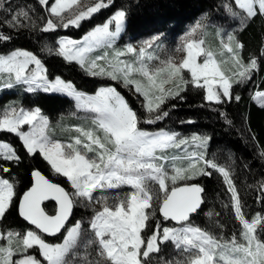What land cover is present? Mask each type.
Here are the masks:
<instances>
[{
    "label": "snow or ice",
    "instance_id": "snow-or-ice-1",
    "mask_svg": "<svg viewBox=\"0 0 264 264\" xmlns=\"http://www.w3.org/2000/svg\"><path fill=\"white\" fill-rule=\"evenodd\" d=\"M236 6L244 13L242 23L256 16L264 17V0H234ZM6 0H0V9H4ZM46 6L50 14L57 18V22L49 19L42 29L45 32L54 31L57 27L74 25L79 27L80 22L91 18L102 8H107L113 0H97L94 6L80 11L65 21L64 13L72 9L78 0H54L49 6V0H39ZM10 7V5H9ZM232 16L239 13L232 11ZM13 25H20L22 21L32 18L27 10H19L12 16ZM126 26V12L118 10L103 25L96 26L86 34L81 41L63 39L59 41V51L65 60L77 62L91 75H106L112 79H122L125 85L134 84L135 90L147 100V111L157 114L145 123H155L168 115L167 111H158L167 96L173 92H165L164 84L179 78L175 92L179 94L181 85L192 83L197 88H207V99L221 103V96L232 98L230 89L232 81L243 83L251 78V73L257 69L256 59H250L244 64L239 58L238 49L243 45L236 42L235 48L231 46L234 37L228 36V43L221 42L224 49L232 54L231 59L235 71L226 75L221 65L226 61L217 62L211 50L202 47L204 41L189 40L183 45L186 58L177 65L171 59L163 61L164 67L150 71L146 61L156 59L146 49L152 47V42L139 52L132 46L124 51H115L114 45ZM195 30H193L194 33ZM193 33H189L192 35ZM10 39L0 33V41ZM113 48L114 61H109L107 68L99 65L97 61L104 60L105 55L90 58L88 54L97 49ZM179 50V49H177ZM133 54L132 62L120 60L125 54ZM199 56H204L202 63L197 62ZM35 67L30 69L29 66ZM190 73L191 80L185 81L182 71ZM47 69L34 54L28 51H14L10 55H0V81L4 86L11 88L15 84L27 85V91L43 90L45 92H61L73 97L80 106L86 110L97 113L93 123L96 129H77L84 138H76L74 144H61L53 141L48 135L49 121L41 115L40 109L24 110L23 108H10L0 115V131L16 134L23 142L29 154L37 152L50 164L52 170L66 177L73 192L69 193L58 184L50 182L39 171L32 173L35 183L27 191L19 205L20 215L39 229L41 233L55 236L64 230L66 235L62 243H48L33 230L25 234L14 231L0 232V239L6 244L0 245V264H42L37 256L29 253L36 248L40 257L47 264H70L73 250L81 243V224L76 222L70 228L65 225L72 214L77 200L83 198L88 202H103L101 211L95 213L90 228L93 236L89 237L84 246H97L96 261L88 264H152V254L161 252V245L171 242L178 250L182 259L165 261V264H264V216L256 214L246 218L242 211L243 205L239 193L224 168L210 161H204V169H196L190 163L188 167L174 166V175L169 177L164 162L169 161L167 150L180 148L182 145L195 143L197 147L204 148L207 137H193L191 141L178 139L177 134H152L141 130L136 112L128 105L125 99L115 88H101L94 96L76 90L70 82L55 78L49 81ZM133 73L143 77L147 84L132 79ZM162 73L166 75L159 82L157 77ZM203 81V83H201ZM218 83L219 89L214 88ZM222 89V91H220ZM239 99V97H236ZM256 99L264 103V92L257 93ZM24 125L30 127L29 131H22ZM97 132L102 133L98 135ZM77 147V146H81ZM94 153L88 156L87 153ZM264 155V153H262ZM196 157L204 160L203 153H193L189 160ZM180 157L173 156L171 162L175 165ZM0 160L18 163L20 157L14 147L8 142H0ZM212 168L221 173L228 191L231 193L235 217L242 229L239 238L236 234L230 237H218L207 230L189 223L192 213L197 212L203 203L201 193L204 189L198 185L173 187L169 190L166 181L169 179L175 185L178 179H194L196 175H211L205 169ZM7 172L8 168H0ZM159 185V191L164 193L160 212L165 220L175 221L181 227H163L156 224L151 235H142L149 227L148 221L154 215L146 210L153 207L154 198L159 199L150 184ZM121 185H130L134 192L116 204L109 205L107 198L94 197L97 190L115 189ZM264 189V184L261 185ZM14 184L9 180L0 178V220L12 205ZM45 200H54L58 210L54 215H48L41 207ZM212 214L209 213V216ZM259 229V231H258ZM15 245V246H14ZM187 254V255H184ZM18 258L13 260V257ZM87 261V256L84 257Z\"/></svg>",
    "mask_w": 264,
    "mask_h": 264
},
{
    "label": "trees",
    "instance_id": "trees-1",
    "mask_svg": "<svg viewBox=\"0 0 264 264\" xmlns=\"http://www.w3.org/2000/svg\"><path fill=\"white\" fill-rule=\"evenodd\" d=\"M227 1L230 0H113L107 8L83 20L78 28L57 27L54 31L45 32L42 29L51 19L47 9L38 0H18L14 7L5 5L1 10L0 33L10 39L0 41V54L16 49L31 51L43 61L50 77L59 76L79 87L92 85V88H96L104 81L88 76L77 63L68 62L59 54L46 53L44 44L52 43L60 36L78 39L94 25L110 18L116 10L126 12L125 36L132 42L153 34H161L163 39L169 42L181 36L190 24L204 14L209 16L208 19L224 24L227 17L224 4ZM18 9L27 10L32 19L22 21L21 25L10 26L11 17ZM235 35L236 41L243 45L240 52L242 62L247 64L254 58L258 67L252 71L250 79L243 83H234L230 100L221 103L207 102L201 88L189 85L180 95L170 98L161 107V111L168 112L166 117L146 125L144 119L147 113L143 106L136 102L134 92L130 90L124 93L137 113L141 127L146 125L144 128H162L184 135L194 133L208 136L206 160L229 172L239 193L242 211L246 218H251L256 214L264 216V189L261 188L264 184V106L258 105L253 99L254 93L264 91V17L258 15L248 19ZM206 37L210 40L213 50L217 51L219 38L216 34L210 35L207 32ZM25 101L29 107L41 108L53 120L65 116L74 107L73 101L66 96L43 92L27 93ZM0 140L10 142L20 157L18 163L0 160V168L9 169L7 172L0 171L2 177L15 185L12 205L0 221V226L3 233L8 230L24 233L30 227L20 216L18 205L22 194L32 185L34 171L42 172L52 181L65 186L69 192L70 188L63 176L52 173L38 153L29 154L18 137L9 132H0ZM201 166L205 167L204 163ZM205 170L211 172V175H201L193 181L204 189L203 203L189 222L218 237L227 238L236 234L239 238L242 226L235 217L234 202L228 185L223 175L215 169ZM161 203V199H154L153 207L147 210L154 215L148 221L149 227L143 231L144 236L151 235L157 223L160 227L163 224L173 225L171 221L163 218L160 212ZM45 210L53 214L55 205L47 203ZM92 213L89 207L76 205L73 221H83L84 235L80 245L73 250L70 264H88V261L99 259L96 245L84 246L87 240L84 236L90 229L89 219ZM209 213L212 215L209 216ZM45 239L49 242L61 240ZM179 253L171 242L164 243L159 254H152V264H165V261H170ZM101 264L105 262L101 261Z\"/></svg>",
    "mask_w": 264,
    "mask_h": 264
},
{
    "label": "rangeland",
    "instance_id": "rangeland-1",
    "mask_svg": "<svg viewBox=\"0 0 264 264\" xmlns=\"http://www.w3.org/2000/svg\"><path fill=\"white\" fill-rule=\"evenodd\" d=\"M13 1H15V2H13ZM13 1L6 0L5 5L8 6V7H9V5H10V7H14L15 5H17L18 0H13ZM230 1H227V3L224 4L225 10H226L225 16H227L226 19L223 22L224 24H220V23H218L215 20L208 19L209 16L204 14L203 16L199 17L198 20H196L195 22L190 24L186 28L185 32L181 36H179L177 38H174L173 40H170L169 42L165 41V39H163V36L161 34H153V35H151L149 37H146V38H143V39H141V40H139L137 42H132L129 37L125 36V30H126V26H125L124 31L121 33L120 37L117 39V41H116V43L114 45V49H115V51H124V50H126V48L128 46H132L133 48H135L137 50V52H139L140 49L146 45V42H152V47L150 49H146V51L151 53V54H153L156 57V59H152V60L146 61V62L149 65L150 71H153L156 68L164 67V64L162 62L166 61V60H169V59H171L174 63L179 65L183 61V59L186 58V55H187L186 51H184V49H183L184 43L186 41H189V40L199 41V40L202 39L204 41V44L202 45V47L204 49H206V50H211L213 52L217 62L226 61V63H223L221 65V67L225 71L226 75H231V72H234L236 70L234 65H233V61L231 59V55L232 54L228 53L224 49V47H223L221 42L223 41L224 43H228V36L229 35L233 36L234 40L232 41L231 46L233 47L234 50H236L235 45H236L237 41H236V38H235V36H236L235 34H236V32L238 30H240L244 26V24H245V22L247 20L242 23L241 16H243L244 13L236 6L234 0H230ZM53 2H54V0H49V6L52 5ZM96 2H97V0H78V3L76 5H74L72 7V9H70L69 11H67V12H65L63 14L64 17H65V21H67V19L72 18L78 12L84 11L88 7L94 6V4ZM42 6H44V5H42ZM44 7L46 8V6H44ZM229 7L232 9V11H235V12L239 13V15H237L235 17L232 16L230 14L229 10H228ZM102 9H104V8H102ZM1 10L2 9H0V13H1ZM19 10H23V9H18L17 11H19ZM116 11H118V10H116ZM115 12L111 15V17L115 14ZM49 14H50V12H49ZM50 17H51V20H53L54 22H57V18L56 17L52 16L51 14H50ZM110 18H108V19H110ZM106 21L94 25L87 32H85V34H83V36H81L78 39L72 38L70 36H60V37L56 38V40L53 41L52 43L51 42L45 43L44 44L45 52L46 53H50V54H52V53H56L57 54L58 51H59V47H60V45H59V41L60 40L71 39V40L81 41L86 34H88L90 31H92L96 26L103 25ZM82 22H83V20L80 22V25H81ZM126 23H127V17H126ZM10 24L11 25L14 24L12 19L10 20ZM15 26H17V25H15ZM59 27H62V26H59ZM69 27H76V26L69 25L67 28H69ZM76 28H78V27H76ZM193 30H195L194 33H193ZM207 32L210 33V35H211V33L216 34V36L219 38L218 39L219 40V48H218L217 51L213 50V47L210 45L211 42L206 37V33ZM189 33H193V34L189 35ZM114 49L113 48L97 49L96 51H94V52H92V53H90L88 55H89L90 58H94V57L99 56V55H105V59L104 60H99V61H97V63L99 65L107 68L109 61H114V58H115L114 57ZM177 49H179V50H177ZM14 51H28V50L16 49V50L9 51L7 53H2L0 55L7 56V55H10ZM236 51H238L239 58L241 59V55H240L241 49H238ZM28 52L34 54L31 51H28ZM60 56L62 58H64L62 55H60ZM36 57L38 59H40L38 56H36ZM119 59L123 60V61L132 62V61L135 60V57L133 56V54L128 53V54H125V55L119 57ZM204 59H205L204 56H199L197 58V62L198 63H202L204 61ZM41 62L45 66V64L43 63L42 60H41ZM71 62H75V61H71ZM75 63H77V62H75ZM34 67H35L34 65H30L29 66L30 69H32ZM81 68L83 69V71H85V73L88 76L94 77V78H98V79L104 81V83L100 84L96 88H92V85H82L81 87H79L78 85L74 84L73 82H70V83H72L75 86L77 91L85 94V96H94V95L97 94V92L101 88H109V87H111V88H115L116 91L125 99V101L130 106L124 91L132 90L134 92L133 95H134V98H135L136 102L141 104L143 106V109L147 113L144 121L149 119V118H151V117H153V116H155L157 114L156 112L149 113L147 111L148 100L141 93H139V92H137L135 90V85L134 84L125 85V83L123 82L122 79H115L114 80V79H112V78H110V77H108L106 75H91L88 71L85 70L84 67H81ZM181 74H182V76H183L185 81H190L191 80L190 73L186 69L183 70ZM46 75H47L49 81H53L54 82L55 78L58 77V78L64 80L65 82H69V81H67V80H65V79H63V78H61L59 76L50 77L48 75V73H46ZM165 75H166V73H162L160 77H157V81L159 82L161 79H163V77ZM132 79L140 81V82H142L145 85L147 84V81L143 77H141L139 74H137V73H133ZM178 83H179V78L177 77V78L173 79L171 82L164 84L165 92H168L169 90H171L173 92V95L172 96H167L165 98L164 102L160 105V109L158 111H161V107L164 104H166L167 101L170 98H173V97H176V96L180 95L181 92L185 91L188 88L189 85H192L193 87H195L190 82L186 83V84H183V85H181V89L182 90H180L179 94L176 95L175 92L177 91L176 86H177ZM201 83H203V81H201ZM231 83H232V86H233L234 83H236V82L232 81ZM27 88H28L27 85L15 84V83H14L13 87L8 88V87L4 86V81H0V115H2L6 110H9L10 108H16V109L23 108L26 111L35 110V109L39 108V107H29V106H27L28 103L25 101V96H26L27 93L43 92V93H47V94H56V95L66 96L70 100L73 101V105H74L73 109L69 113H67L63 117H60L57 120H53L49 115L45 114L41 108H39L40 112H41V115L46 117L47 120L49 121L48 135L50 136V138L53 141L60 142L61 144H64V145L74 144V141H75L76 138H81L82 140L84 139L81 136V133L77 131V129H84L86 131L90 130V129H96L97 126L93 123V121L97 118L98 114L95 113V112L86 110L83 106H80L78 104V101L76 99H74L73 97L68 96V95H66L64 93H61V92H51V91L50 92H45L43 90L27 91ZM214 88L219 89L218 83L216 85H214ZM201 89L204 91L205 100L207 102L217 103L215 101L208 100L206 98L207 97V88L206 87H203ZM220 91H222V89H220ZM262 92H264V91L256 92L253 95L254 101L260 106H264V103H262V101L256 99V94L257 93H262ZM230 93H231V89H230ZM221 100L223 102L224 100H230V99L228 97L221 96ZM145 124L146 125H151L149 123H145ZM152 124H154V123H152ZM140 125L141 124L139 123L138 127L141 130L147 131L149 133H152V134H161V133L173 134V133H175V134H177V138L178 139H183V140H188V141H191L193 137H207L208 138L206 147H204V148L197 147L195 143H189L187 145H182L180 148L167 150L166 154L169 156V161L168 162H164V164H165V168H166V170L168 172L169 177H171L172 175L175 174L174 170H173L174 166L188 167L189 164L192 163V164L196 165V169H204L205 168L204 166H201V164L204 163V161L206 160V151H207V148H208V145H209V137L208 136H204V135H201V134H194V133L184 135V134H182L180 132H174V131H170V130L162 129V128L161 129H151V128L148 129V128H144L146 125L142 126V127ZM21 130L22 131H29L30 127L28 125H24ZM0 132H6V131H0ZM10 134L13 135V136L18 137L14 133H10ZM97 134L98 135H102V133H100V132H97ZM18 139L22 142V140L19 137H18ZM0 142H8V141L0 140ZM8 143L11 144L10 142H8ZM22 144H23V142H22ZM77 147L82 148V145L81 146H77ZM16 153H17V151H16ZM37 153L40 155V157L44 161H46L43 158L42 154H40L39 152H37ZM193 153L197 154V156L200 153H203L204 160H198L196 157H192V159L189 160L188 157L191 156V154H193ZM87 155L88 156H92V155H94V153L89 152V153H87ZM173 156H178V157H180L182 159L177 161L176 164L174 165L171 162V158ZM183 162H185L186 164L182 165ZM46 163L51 168L50 164L47 161H46ZM51 171H52V173H54V175L61 176L60 174L55 173L52 170V168H51ZM199 176H201V175H196V177L194 179H178L176 181L175 185H173L171 183L170 179L168 181H166V183L168 184L169 190H171V188L176 187V186L181 185V184L193 183V181L198 179ZM0 178H3L1 173H0ZM64 178L66 179V182H67V184H68V186L70 188V193L73 192V189L71 188L70 182L67 180L66 177H64ZM3 179H5V178H3ZM9 182L12 183L11 181H9ZM150 187H151V189H152V191L154 193L158 194L159 199H161V201H163L164 193L162 191H159V185L154 183V182H152L150 184ZM134 191H135V189H133L130 185H121L120 187L115 188V189L97 190V191H95L93 193V195H94V197H99V198L106 197L107 198V203L111 206L113 204L118 203L121 200H124L128 196V194H130V193H132ZM14 192H15V185H14ZM154 199H156V198H154ZM75 205L82 206V207L83 206L84 207H89L91 209V211L93 213L91 214L90 219H89V223L90 224H91V222L93 220V217H94L95 213L101 211L102 208H103V202H99V203H97L95 201L88 202L87 200H84L83 198L78 199ZM76 222H80V224H81V233H82L81 238H82L83 235H84V227H83V221L81 219H75L67 228H70ZM172 224L173 225L163 224L161 226V228H163V227H169V228L181 227L180 224H174V223H172ZM29 230H33L37 234L41 235L35 229L30 228L27 231H29ZM8 231H14V232L20 233L21 235H23V234H25L27 232V231H25L24 233H21L20 231L18 232V231H15V230H8ZM0 232H2L1 226H0ZM65 235H66V232H64L63 235H61L60 237H57V238H61V240H59L57 242H49L47 239H45V237L43 235H42V237L45 239L46 242L55 244V243H62ZM93 235L94 234H93V232H92V230L90 228L88 230V234L86 236H84V237H86L88 239L89 237H92ZM142 235H143V233H142ZM5 244H6V240L5 239H0V245H5ZM29 253L32 254V255L37 256V258L42 261V264H47V262L43 261V258L40 257V255H39V253H38L36 248L30 249ZM184 255H187V254H184ZM17 258H18L17 256H14L13 260H15ZM182 258L183 257L181 255V253H179L177 256H173V258L170 261L178 260V259H182Z\"/></svg>",
    "mask_w": 264,
    "mask_h": 264
},
{
    "label": "water",
    "instance_id": "water-1",
    "mask_svg": "<svg viewBox=\"0 0 264 264\" xmlns=\"http://www.w3.org/2000/svg\"><path fill=\"white\" fill-rule=\"evenodd\" d=\"M38 171V170H37ZM40 172V171H39ZM46 179H48L50 182H52V183H55V184H58L60 187H63L66 191H68L67 190V188L65 187V186H63L62 184H60V183H57V182H54V181H52L51 179H49L47 176H45L42 172H40ZM34 183H35V180H34V177H33V182H32V185L22 194V196H21V198H20V200H19V205H20V203H21V200H22V197H23V195L27 192V191H29L33 186H34ZM192 185H197V184H195V183H188V184H181V185H178V186H176V187H184V186H192ZM199 186V185H198ZM69 192V191H68ZM201 196H202V198H203V193H201ZM47 203H53L54 205H55V212L53 213V214H49L46 210H45V204H47ZM19 205H18V208H19ZM201 206H202V204H201ZM201 206H200V208H201ZM41 207L44 209V211L48 214V215H54V214H56V212H57V210H58V204L56 203V201H54V200H45V201H43L42 203H41ZM199 208V209H200ZM75 209H76V205H74V207H73V209H72V214H71V216L69 217V220H68V222L66 223V225H65V229H67V227L72 223V221H73V219H74V213H75ZM198 209V210H199ZM197 210V211H198ZM19 213H20V211H19ZM196 213V212H195ZM195 213H192L191 215H190V218H189V221H190V219H191V217L195 214ZM162 214V213H161ZM21 216V215H20ZM22 217V216H21ZM22 219L28 224V226L30 227V228H32V229H35L36 231H38L41 235H43L45 238H49V239H53V238H57V237H60L61 235H63V233L65 232L64 230H61V232L59 233V234H57V235H55V236H49V235H47V234H45V233H41L40 232V230L39 229H36L35 228V226L34 225H32V224H30L28 221H26L23 217H22ZM168 221H171L172 223H174V224H177L175 221H172V220H168Z\"/></svg>",
    "mask_w": 264,
    "mask_h": 264
}]
</instances>
